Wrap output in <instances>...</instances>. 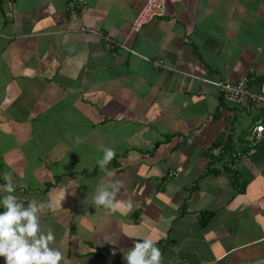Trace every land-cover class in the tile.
Wrapping results in <instances>:
<instances>
[{
  "label": "crops",
  "instance_id": "crops-1",
  "mask_svg": "<svg viewBox=\"0 0 264 264\" xmlns=\"http://www.w3.org/2000/svg\"><path fill=\"white\" fill-rule=\"evenodd\" d=\"M71 1L0 0V264H264V0Z\"/></svg>",
  "mask_w": 264,
  "mask_h": 264
},
{
  "label": "built area",
  "instance_id": "built-area-1",
  "mask_svg": "<svg viewBox=\"0 0 264 264\" xmlns=\"http://www.w3.org/2000/svg\"><path fill=\"white\" fill-rule=\"evenodd\" d=\"M167 0H147L146 3L139 9L134 21L132 29L138 31L143 26L147 25L156 18L163 17L166 13ZM87 9L85 0H72L68 9V16L71 21H77L81 16L84 15ZM82 30H85L82 27ZM106 49H109L110 45L113 44L111 39L107 38ZM124 46V45H123ZM156 62V64H158ZM252 79L251 75L242 76L235 83H229L224 81H217L216 85L220 88L221 95L225 101L232 102L235 104H242L244 101H249L252 104L260 105L264 104V94L253 92L249 89V83ZM264 133V123H257L249 134V140L254 143L258 142ZM252 146V147H253ZM255 153L254 148L248 150L247 154L239 153L236 156L239 158L245 157V155ZM231 169H238L239 163L235 161L230 165Z\"/></svg>",
  "mask_w": 264,
  "mask_h": 264
},
{
  "label": "trees",
  "instance_id": "trees-1",
  "mask_svg": "<svg viewBox=\"0 0 264 264\" xmlns=\"http://www.w3.org/2000/svg\"><path fill=\"white\" fill-rule=\"evenodd\" d=\"M209 213V215L211 214L210 212H208Z\"/></svg>",
  "mask_w": 264,
  "mask_h": 264
}]
</instances>
